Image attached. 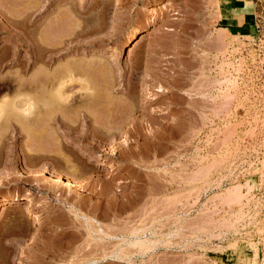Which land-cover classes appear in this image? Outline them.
Wrapping results in <instances>:
<instances>
[{"label": "rangeland", "instance_id": "374dc122", "mask_svg": "<svg viewBox=\"0 0 264 264\" xmlns=\"http://www.w3.org/2000/svg\"><path fill=\"white\" fill-rule=\"evenodd\" d=\"M227 1L0 0V78L36 54L70 65L76 98L36 122L7 111L0 264H264V0ZM53 115L78 130L63 149L29 134ZM48 151L75 181L24 155Z\"/></svg>", "mask_w": 264, "mask_h": 264}, {"label": "bare ground", "instance_id": "6f19581e", "mask_svg": "<svg viewBox=\"0 0 264 264\" xmlns=\"http://www.w3.org/2000/svg\"><path fill=\"white\" fill-rule=\"evenodd\" d=\"M136 43H139L140 42H136ZM135 43V44H136ZM136 46V45H134ZM53 53V51L51 52ZM35 54V53H34ZM36 55V54H35ZM35 55H31L30 58L27 59L26 62H21L19 61L18 58H16V60L13 62V64H16L18 67H20V69H22L25 73H27L26 71H29L31 69H36V72H34L32 74V76H30V78H26V77H23V71L21 70V72L19 71V73H16L14 74L12 77H6V78H0V131H3V133H5V131H9V133H12L14 132H17L18 134H20L22 131L19 129L17 131L16 127L17 125H13L14 123L9 119V115L7 113V111L9 110H12L11 112H14L12 114H15L16 113L21 116V118L25 117L26 118V121H28L29 119H31L33 117V119H31V121H37V118L39 116V113L41 114V110H43V112L45 114L49 113L51 114V112H48L51 110L53 113H55L56 111H54L55 109H58L59 107H68V106H71V104L74 103V101H76V98L75 99H72L73 97H70V95L68 94H65V90L67 88L70 87V85L73 83V70L71 69L70 65L66 64L65 66V71H64V75L62 77H57L55 75L54 72H52L49 67H48V64L47 62L51 61V60H48V61H44V60H41L39 58V56H35ZM39 65H41V67H39ZM25 68V70H24ZM34 71V70H33ZM22 75V76H21ZM29 77V76H28ZM83 91L87 92L88 90L86 89V86H83ZM81 88V90H82ZM68 90V89H67ZM89 93V92H88ZM86 94V93H85ZM82 95V94H81ZM90 95V94H89ZM84 96V95H83ZM87 96V95H86ZM84 96V98L86 97ZM78 97V96H77ZM71 98V99H70ZM88 98V96H87ZM88 99H91V98H88ZM87 99V100H88ZM72 107V106H71ZM83 108V107H82ZM67 109V108H66ZM69 109V108H68ZM73 109V108H72ZM76 109V108H75ZM113 109V108H112ZM40 110V112H39ZM45 110V111H44ZM47 110V111H46ZM58 110H61L60 108ZM8 111V112H9ZM81 109L79 108L78 112H80ZM11 112L10 115H11ZM16 112V113H15ZM61 112V111H59ZM85 111H83L82 113H84ZM115 112V111H114ZM58 113V111L56 112ZM77 113V112H76ZM118 113V112H117ZM48 114V115H49ZM63 114V113H62ZM78 114V113H77ZM88 114V113H87ZM44 115V114H43ZM56 115V114H54ZM51 117L52 121L54 122H57V125L59 126L60 124V127H57V128H54L52 126V128L50 127L52 125V123H45L47 125H43V127L41 128V130H39L38 128L32 130V132L34 133H30L29 134H32V138H35V136L38 137V135H36V132H43L46 128H50L51 129V134L53 132V137L54 135L56 136V138L59 140L56 139V141L59 143L58 146L59 148L62 147L65 148L66 147V144H67V141H66V144L63 143V141L61 140L62 138H60L59 135L63 134L64 136H66L67 139H70L68 134L69 133L68 131L72 130V131H76L74 130L75 128H73L70 123L68 124V122L66 121V119L64 118H60V117H57V116H54ZM18 116V117H19ZM52 116V115H51ZM78 116V115H77ZM85 116V115H84ZM17 117V118H18ZM47 117V116H46ZM79 117V116H78ZM86 117L89 118V116L86 115ZM122 117V116H120ZM20 118V119H21ZM24 118V119H25ZM132 118V117H131ZM45 119V117H44ZM78 119V118H77ZM124 119V118H123ZM39 122H40V119H38ZM49 120H50V117H49ZM81 120V119H80ZM127 120V119H126ZM14 121V120H13ZM22 121V120H21ZM30 121V123H32ZM35 121V122H36ZM72 121V120H71ZM75 121V120H74ZM73 121V122H74ZM15 123L19 122V121H14ZM35 122H33L32 124H34ZM44 122V121H43ZM47 122H48V119H47ZM79 122V121H78ZM81 122V121H80ZM83 122V121H82ZM81 122V123H82ZM95 122V121H94ZM123 122V121H122ZM13 123V124H12ZM26 123V122H25ZM28 123V122H27ZM41 123V122H40ZM80 123V124H81ZM84 123V122H83ZM36 124V123H35ZM43 124V123H42ZM96 124V123H95ZM133 124V123H132ZM27 125V124H26ZM37 125V124H36ZM35 125V126H36ZM118 125V123H117ZM124 125V124H123ZM13 126V127H12ZM29 126V125H27ZM40 126V125H39ZM47 126V127H46ZM49 126V127H48ZM81 126V125H80ZM92 126V127H91ZM127 126V125H126ZM24 127V126H23ZM37 127V126H36ZM91 129L89 132V134L93 137V139H97L99 140V142H103L104 138L106 139V137L108 136L109 138L110 137H117L119 136L121 133V131L119 132H113L112 129L111 130H106L104 131L100 126L99 127H96V126H93V124L90 125ZM120 127V126H119ZM118 127V128H119ZM14 128V129H13ZM54 128V129H53ZM111 128V127H110ZM28 127L25 129L27 131ZM44 129V130H43ZM30 130V129H29ZM88 130V129H87ZM86 130V131H87ZM114 130V129H113ZM25 131V132H26ZM49 131V130H48ZM61 131V132H60ZM66 131V132H65ZM78 131V130H77ZM76 131V132H77ZM123 131V130H122ZM14 132V133H15ZM24 132V131H23ZM60 132V133H59ZM84 132V130H83ZM8 133V134H9ZM40 133H38L40 136H43L45 137V134L41 135ZM72 133V132H71ZM75 133V132H73ZM1 134V133H0ZM27 134V132H26ZM28 134V135H29ZM108 134V135H107ZM70 135V133H69ZM73 135V134H71ZM70 135V136H71ZM4 136V135H3ZM30 136V135H29ZM28 136V137H29ZM133 136V134H132ZM1 137V136H0ZM43 137V138H44ZM95 137V138H94ZM12 138V136H11ZM39 139L42 138V137H38ZM72 138V136H71ZM37 139V138H36ZM73 139V138H72ZM96 140V141H97ZM72 142V141H71ZM98 142V141H97ZM68 145V144H67ZM61 146V147H60ZM30 147V146H29ZM69 147V146H68ZM34 149V147H33ZM28 150V149H27ZM31 150V148H30ZM40 150V149H39ZM39 150L36 151L39 152ZM23 151V150H22ZM29 151V150H28ZM27 151V152H28ZM66 151V150H65ZM68 151V150H67ZM26 152V153H27ZM32 152V150H31ZM59 152V151H58ZM25 152H23L24 154ZM24 154L26 156V158H29V159H34L36 157H39L40 158H43L45 160H48L50 161L51 163L49 164V162L47 161L46 163L49 164V167L47 168L48 170H50L52 176L55 175L58 179H61V180H65L66 181H75L76 179V176L73 174H66L65 172L62 173V172H58L55 169V167H58V165H60L61 160L59 159V154L58 153H55L57 155H52V151H48V154L49 155H37L34 156V154L31 156L28 155V154ZM36 153V152H35ZM52 153V154H50ZM22 154V155H23ZM63 154V153H62ZM61 154V156H62ZM71 155V154H70ZM29 156V157H28ZM34 158H33V157ZM72 156V155H71ZM32 157V158H30ZM63 157V156H62ZM37 159V158H36ZM63 159V158H62ZM35 160V159H34ZM56 161V162H55ZM60 161V162H59ZM54 162V163H53ZM64 162V161H63ZM30 163V162H29ZM58 163L57 165L53 166L52 164H56ZM68 163V162H67ZM66 164V163H64ZM71 164V163H70ZM46 165V164H44ZM47 166V165H46ZM62 166V165H61ZM31 167V166H30ZM45 167V166H44ZM63 167V166H62ZM74 168V167H73ZM34 169V168H33ZM46 170V169H45ZM60 170V169H58ZM48 173V172H47ZM49 174V173H48ZM63 174V175H62ZM53 176V177H55ZM78 178V177H77ZM59 181V180H58ZM72 181V182H73ZM26 199L25 196H15L13 197L12 199H9L8 201H5L4 202V208H3V211H7L13 204H16L18 202H20L21 200H24ZM29 200V199H27ZM26 200V201H27ZM2 206V207H3ZM14 208V207H13ZM11 207V209H13ZM17 208V207H16ZM34 227V226H33ZM117 259H121V256H117Z\"/></svg>", "mask_w": 264, "mask_h": 264}, {"label": "crops", "instance_id": "0c3cea01", "mask_svg": "<svg viewBox=\"0 0 264 264\" xmlns=\"http://www.w3.org/2000/svg\"><path fill=\"white\" fill-rule=\"evenodd\" d=\"M245 2H246V0H228L227 1V3L230 6L234 7V12L237 11V13H241L242 9H244ZM249 17H250L249 14L243 13L242 17L239 18L238 23L233 24V25H236V26L243 25V26H245V25H247L246 20L249 19Z\"/></svg>", "mask_w": 264, "mask_h": 264}]
</instances>
